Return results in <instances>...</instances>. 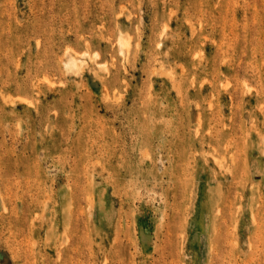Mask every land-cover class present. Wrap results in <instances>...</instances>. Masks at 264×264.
<instances>
[{
	"label": "rangeland",
	"instance_id": "rangeland-1",
	"mask_svg": "<svg viewBox=\"0 0 264 264\" xmlns=\"http://www.w3.org/2000/svg\"><path fill=\"white\" fill-rule=\"evenodd\" d=\"M0 264H264V0H0Z\"/></svg>",
	"mask_w": 264,
	"mask_h": 264
},
{
	"label": "bare ground",
	"instance_id": "bare-ground-1",
	"mask_svg": "<svg viewBox=\"0 0 264 264\" xmlns=\"http://www.w3.org/2000/svg\"><path fill=\"white\" fill-rule=\"evenodd\" d=\"M120 39V38H119ZM120 40H122V38L120 39ZM124 41H125V43L127 44L128 43V41H126L125 39H124ZM122 44V43H121ZM127 46V45H126ZM125 48V47H124ZM74 61H73V58H72V60H70V63H73ZM73 65V64H72ZM75 65V64H74Z\"/></svg>",
	"mask_w": 264,
	"mask_h": 264
}]
</instances>
